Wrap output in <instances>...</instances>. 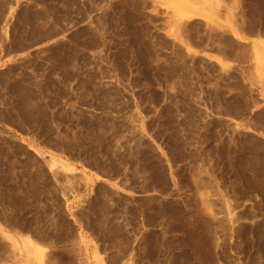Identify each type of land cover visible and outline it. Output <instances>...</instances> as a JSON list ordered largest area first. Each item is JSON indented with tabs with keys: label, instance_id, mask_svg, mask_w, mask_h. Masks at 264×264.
Returning a JSON list of instances; mask_svg holds the SVG:
<instances>
[{
	"label": "rangeland",
	"instance_id": "1",
	"mask_svg": "<svg viewBox=\"0 0 264 264\" xmlns=\"http://www.w3.org/2000/svg\"><path fill=\"white\" fill-rule=\"evenodd\" d=\"M215 1L0 0V264H264V76Z\"/></svg>",
	"mask_w": 264,
	"mask_h": 264
},
{
	"label": "crops",
	"instance_id": "2",
	"mask_svg": "<svg viewBox=\"0 0 264 264\" xmlns=\"http://www.w3.org/2000/svg\"><path fill=\"white\" fill-rule=\"evenodd\" d=\"M215 3V0H211ZM221 4V10H225L223 14H227L232 30L237 35L232 33L235 41L239 47L247 49V53L242 55L241 49L233 57L219 56L224 64L229 65H240L249 66L253 64L252 68L247 75L254 77L253 72H255V66H259L262 75L264 76V0H218ZM17 10H18V0ZM207 10H211L210 5H208ZM245 10H257L254 17L256 18V25L250 26V21L253 19L252 16L244 14ZM18 14V12H17ZM207 16H211V12L208 11ZM25 52L18 53V58L27 54ZM207 53L213 54L211 51H206ZM9 54V55H8ZM11 54L6 51L3 56V61L6 62ZM217 61V60H216ZM262 63V64H261ZM262 76V77H263ZM255 77L257 75L255 74Z\"/></svg>",
	"mask_w": 264,
	"mask_h": 264
}]
</instances>
